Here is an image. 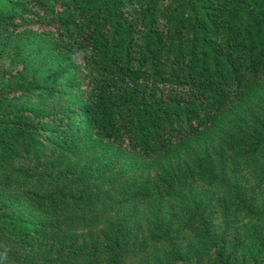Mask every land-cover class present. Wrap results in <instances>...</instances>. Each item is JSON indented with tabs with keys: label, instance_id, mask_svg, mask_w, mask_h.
<instances>
[{
	"label": "trees",
	"instance_id": "1",
	"mask_svg": "<svg viewBox=\"0 0 264 264\" xmlns=\"http://www.w3.org/2000/svg\"><path fill=\"white\" fill-rule=\"evenodd\" d=\"M263 87L264 0H0V264H264Z\"/></svg>",
	"mask_w": 264,
	"mask_h": 264
},
{
	"label": "rangeland",
	"instance_id": "2",
	"mask_svg": "<svg viewBox=\"0 0 264 264\" xmlns=\"http://www.w3.org/2000/svg\"><path fill=\"white\" fill-rule=\"evenodd\" d=\"M3 40L5 41H8L9 44L11 46H13L15 48L16 51H23L24 54H29V52L31 51H34V50H42L41 53L38 54V57L39 59L35 60L34 61V65L35 66H43L45 65V70H43V73H49L51 72L52 70H54L59 64H60V60L58 58H56L50 51V46L47 44V40L44 39V37L42 36H39V37H36V36H13V35H10V36H4L2 38ZM42 73V75H43ZM264 95V87L261 88L260 90H258L254 96L248 100L247 102H245L244 104L242 105H239V106H236L235 108H233L230 112H229V115H225L223 120H221L217 125L216 127L207 134V136H205L204 138H202L203 140L205 138H211L212 136L215 135L216 131L221 127V125L225 122V118L229 117L230 115H232L233 113L236 112V110L238 109H243V107H246L248 104H250L253 99H255L256 97H259V96H263ZM73 100L74 101H78L77 100V97H73ZM23 102L25 101H22L20 102V104H24ZM28 103H31L33 107H40L41 103L38 101V100H32V102H29ZM56 105L55 103H51V104H47L46 106L43 105L42 107H44V110L45 111H49L51 108H54ZM201 139V140H202ZM199 140V141H201ZM197 140V142H193L191 145L194 146L193 148H196V150H198V153H203L206 146H204L203 144H200ZM195 150V149H194ZM195 150V151H196ZM182 151V150H179V152ZM115 154H120L121 155V158H120V163H119V166L120 167H125V168H131V167H135L134 171L132 172H135L136 170H140L139 168L137 167H143V168H152V164L154 163L155 160L153 159H144V158H141L139 156H136V155H133V154H130L128 152H124V151H120V150H114L113 151ZM173 155V154H172ZM75 160L74 161H69V160H66V161H63L62 164L59 166L58 170L59 171H64L66 169H70L71 167H74L73 165L75 164ZM83 164L86 163V162H82ZM231 165L234 164V161L230 162ZM253 163V161H249V162H245V163H241V167L242 169H245L247 168V166H250L251 164ZM75 172H79L78 169H76L74 167L73 169ZM112 173H106L107 176H110ZM106 177V176H105ZM105 177L104 176H97V175H94L92 177H90L88 179V183L94 185V186H102V184L104 185V187L106 186L105 185ZM179 197L177 198H173V199H166L165 202L167 203V207H170V208H173V209H181L182 208V205H183V198H186V197H190V196H193V197H196V198H200V197H204V198H208V197H218L219 194L217 192H215L213 189L211 188H207L203 185H195V186H187L185 187V189L181 192L178 193ZM148 209V207L146 209H144V213L147 212L146 210ZM241 255L245 256L246 255V258H248L249 255H251V251H250V248H245L242 250L241 252ZM250 258V257H249Z\"/></svg>",
	"mask_w": 264,
	"mask_h": 264
}]
</instances>
